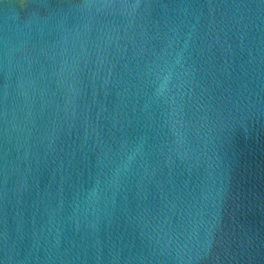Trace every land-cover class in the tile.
<instances>
[{
	"label": "water",
	"instance_id": "obj_1",
	"mask_svg": "<svg viewBox=\"0 0 264 264\" xmlns=\"http://www.w3.org/2000/svg\"><path fill=\"white\" fill-rule=\"evenodd\" d=\"M0 264H264V0H0Z\"/></svg>",
	"mask_w": 264,
	"mask_h": 264
}]
</instances>
